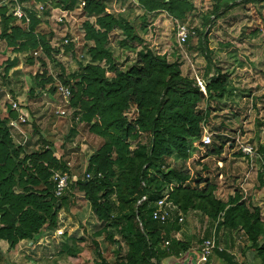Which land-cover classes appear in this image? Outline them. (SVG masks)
Instances as JSON below:
<instances>
[{
  "label": "trees",
  "instance_id": "16d2710c",
  "mask_svg": "<svg viewBox=\"0 0 264 264\" xmlns=\"http://www.w3.org/2000/svg\"><path fill=\"white\" fill-rule=\"evenodd\" d=\"M84 1V13L97 16L95 25L88 22L84 24L85 39L93 43L88 53L93 60L107 63L108 72L113 76L107 78L106 72L98 66H86L83 69L79 66L81 73L73 86L61 83L69 90L67 100L57 96L62 99L60 108L65 110L64 118L69 109L73 110L68 112L73 120L86 125L91 134L108 140V145L97 150L87 162L86 174L90 175V179L73 177L69 186L71 189L79 188L96 219L105 222L106 227H114L125 241L124 256L112 264H163L169 258L172 264H193L197 259L198 249L196 253H188L182 263L176 262L179 255L190 248L188 244L177 240L174 243V248L178 249L176 256H169L168 251L160 247L164 241L169 244L167 241L173 239L171 230L179 229L167 225L169 213L164 224L152 220L155 204L165 190H168L167 202L175 207V211L183 215L190 211L199 212L215 223L216 228L242 232L249 245L246 250L254 252L259 264H264V222L259 208L248 206L241 200L223 203L213 196L212 186L190 189L183 186L188 180L186 175L174 169L161 170L163 161L172 152L184 158L186 141L200 138L199 125L204 118L201 120L195 114L202 98L195 81L182 75L177 59L168 62L165 56L155 55L145 45L142 46L134 25L114 18L103 0ZM210 1L211 12L202 16L201 30L194 29L199 37L201 51L205 54L206 71L211 65L212 54L206 47V28L212 27L218 19L238 6L264 2ZM74 2L58 0L56 6L67 8ZM135 2L147 13L164 11L178 19L191 9L185 0ZM14 21V18L6 15V9L0 7V38L5 42L3 55L8 54L10 49L16 53L28 48L36 50L39 45L47 50V40L34 35L36 20L32 18L27 31L14 26ZM114 28L124 35L119 41L122 52L131 53L135 58L126 67L117 65V59L106 46L107 35ZM138 46L141 48L138 49ZM15 63L16 60H12L8 64L4 76ZM52 79L50 77L48 81ZM206 82V98L222 99L226 89L225 76L216 70ZM42 88L43 84L38 83L36 91L41 93ZM130 101L137 109V118L126 123L122 115L129 108ZM20 108V104L17 110L7 107L8 118L0 116V248L6 245L5 251L11 250L20 241L40 239L46 229H55L57 214L69 200L68 195L54 197L52 181L54 172H68L64 156L55 154L52 144L48 142H42V146L30 154L26 153L24 145L13 143L7 120L17 122L14 127L17 131L20 125L26 124ZM19 118H23L24 123L18 122ZM135 127L148 136V142L129 151L127 142L138 133ZM74 134L72 128L66 139ZM114 149L116 157L110 160ZM221 154L222 148L212 150V155ZM115 170L118 176L111 183L109 179ZM261 185L264 187V182ZM111 194L117 198L116 206L106 201ZM142 198L145 200L140 202ZM82 243L81 239L65 240L59 249L51 250L50 257L44 258L42 264H56L64 257L76 256L81 251ZM213 253L227 264H236L226 252L216 247ZM97 255L100 258L98 252ZM100 264L111 263L101 259Z\"/></svg>",
  "mask_w": 264,
  "mask_h": 264
},
{
  "label": "rangeland",
  "instance_id": "374dc122",
  "mask_svg": "<svg viewBox=\"0 0 264 264\" xmlns=\"http://www.w3.org/2000/svg\"><path fill=\"white\" fill-rule=\"evenodd\" d=\"M75 0L67 8L57 7L58 0H21L26 19L15 22L14 26L27 31L32 18L37 21L34 28V35L44 37L47 50L39 45V48L27 49L23 52L10 51L8 54H0V116L7 119V106L12 104H29L31 102L35 108H46V110H56L60 108L62 99L57 96L51 78H60L61 83L73 86L81 71L86 66H98L105 71V76L111 78L112 73L108 72V64L104 61L93 60L88 50L93 46L92 42L85 39V22L95 25L97 16L84 13L81 2ZM20 2V1H19ZM108 12L116 19L125 20L132 23L142 40V46H146L155 55L165 56L168 62L177 59L180 63V70L183 76L193 79L207 81L213 77L216 70L225 76V93L222 99H207L201 93V102L195 109V114L201 118L200 138L198 140L186 141V157H180L175 152L163 161L161 170L174 169L188 177L183 186L187 188H205L206 185L214 188L213 196L223 203L230 200H241L246 205L261 209L262 222H264V189L261 184L264 182V41L260 48L261 54L254 50L241 51L236 44L240 40L238 35H243L244 30H254L259 27L264 29V2L263 4H250L239 6L234 9L230 19L221 22L215 28H206L207 48H213L210 56L211 65L206 71L205 54L201 51L199 37L196 30H201V18L206 13H210L212 2L210 0H185L191 9L186 11L181 19L175 18L164 11H154L147 13L135 2V0H103ZM42 7V9H40ZM250 11L252 13H250ZM6 15H8L6 13ZM10 16V15H9ZM61 16L63 23L57 21ZM242 22L246 27L235 26L230 31L229 24L234 25ZM216 23V22H215ZM229 23V24H228ZM186 25L195 35L189 39L188 43L179 45L177 43V26ZM228 24V28L224 26ZM239 24V23H238ZM249 26V28H247ZM259 30V29H258ZM124 38L120 30L114 28L107 35V48L117 59V65L128 66L135 58L131 53L122 52L119 41ZM65 39L68 43L65 44ZM233 46L236 52L226 57L223 55L224 45ZM5 46V42L0 38V47ZM140 46V45H139ZM138 46V49L141 47ZM238 49V50H237ZM240 54L254 58L253 64L245 63L237 57ZM126 55V56H125ZM12 60H16L15 65L4 76V69ZM241 61V64H240ZM260 63H258V62ZM256 62V63H255ZM38 83L43 84L40 91H36ZM13 93L14 98L9 96L8 91ZM33 92V96L30 93ZM257 93L256 100L247 102L242 106L234 99L246 97L247 93ZM38 95V96H37ZM8 96V97H7ZM248 101L250 96L247 97ZM259 102V103H258ZM230 106V108H229ZM63 107V105H62ZM226 107V108H225ZM236 112H233L235 111ZM5 110V111H4ZM239 110V111H238ZM73 111V110H72ZM67 111V117L58 119L56 134L52 141V151L55 154L65 156L67 152L73 153V174L65 172L69 176V182L73 175L79 180L86 178L87 161L81 159L77 154H82V145L90 150L88 155L93 156L100 150L108 140L97 137L88 131V127L73 120ZM55 116V115H54ZM126 123H130L137 118V109L132 101L129 108L122 115ZM73 120V121H72ZM20 122V121H18ZM17 122L7 120L12 141L15 142L14 128ZM73 128L74 135H70ZM136 133L128 140L129 151L138 146H144L148 142V136L134 128ZM134 134V132H133ZM35 135V134H34ZM37 135V134H36ZM210 136L211 143L208 146L202 145V137ZM38 136H40L38 134ZM244 137L239 143L236 138ZM259 140H256L257 138ZM16 144V142H15ZM18 144V143H17ZM250 146L253 149L252 155L246 157L240 151V147ZM222 148L220 156L212 155V150ZM27 154L32 153L27 148ZM116 149L110 154V160L116 157ZM85 156V155H84ZM81 162V163H80ZM151 174H154L151 171ZM118 172L110 177V182L116 181ZM68 195L69 200L61 212L69 219V225L62 232L60 238H79L82 240L81 251L74 257H64L56 264H100L101 259L107 263H113L121 259L126 252V243L122 240L120 233L112 226L106 227L105 222H100L92 213L89 203L85 199L84 193L77 187H68L64 196ZM107 202L116 206L117 198L111 194ZM169 220L167 225L179 228V236H175L176 230L172 231V240L164 241L160 247L168 251L169 256H176L178 249L174 248L175 238L183 240L182 244H188L190 248H199L206 239H213L215 247H219L232 258L236 264H259L255 258V253L246 250L249 246L244 234L240 231H227L223 228H216L212 223L199 212L190 211L186 215L175 210H167ZM181 221L179 222V220ZM72 230V231H71ZM261 242V240L259 241ZM60 242L56 246H60ZM53 245L51 250L53 249ZM43 251V257H50L51 252L48 247ZM194 250V249H193ZM100 255V258L97 255ZM183 254V255H182ZM181 253L178 262L182 263ZM42 255H38L37 263H43ZM17 264H20L18 262ZM163 264H172L165 261ZM208 264H227L218 261L215 253H212Z\"/></svg>",
  "mask_w": 264,
  "mask_h": 264
},
{
  "label": "crops",
  "instance_id": "0c3cea01",
  "mask_svg": "<svg viewBox=\"0 0 264 264\" xmlns=\"http://www.w3.org/2000/svg\"><path fill=\"white\" fill-rule=\"evenodd\" d=\"M261 4H263V3H261ZM238 7H236V8H238ZM236 8H234V9H236ZM234 9L229 11L222 18L218 19L216 21V23L212 27H210V29L215 28V27L221 25L219 23L225 22L228 19H230V16L232 15V12ZM250 13H252V12L250 11ZM228 24H225L224 26H226V28H228V26H227ZM235 26H240L242 28L246 27L242 22H237L234 25L229 24V28L231 29L230 31H233L235 29ZM247 28H249V26ZM208 33H209V31L207 32V34ZM238 36H239L240 40L236 41L237 42L236 44L238 45V48L241 49V51H245V50H247V51L251 50L252 51L255 49L253 54H256L257 51H259L258 52L259 54L257 55V57L261 54V52H260L261 50L258 47H262V42L264 41V29H263V27H260V28L258 27L257 29L255 27L254 30H249V31L244 30V34L243 35L240 34ZM222 48H223V52H224L223 55H226V57L233 55V54H235L233 52H236V50H234L235 48L233 46H228L227 44L222 46ZM208 49L211 52H213L212 51L213 48H208ZM231 49L233 50V52ZM4 50H5V46L3 45L2 48L0 47V54H2V52ZM243 53L246 55L245 52H243ZM237 55H238L237 57H239L245 63H248V61L250 62L254 59V58L250 59L249 56L242 55L238 51H237ZM250 63H251V65L253 64L252 62H250ZM258 63H260V62H258ZM240 64H241V61H240ZM262 72L264 74V69L262 70ZM8 94L12 98H14V95L11 92V90L8 91ZM247 94L248 95L246 97L243 96L241 99H236V97H235L234 100L236 102H238L237 106H238V104L241 105V107L245 106L244 104H246L247 102L253 103L254 100L257 102V100L255 98L258 95L257 93L250 94L248 92ZM249 96H250V100L248 101L247 97H249ZM20 106H22V108H20L21 114L26 119L27 123L20 125L18 128V132L17 133L15 132L14 140H15L16 144L18 143L17 145H22V146L24 145V148L26 150H27V148L30 149V151L32 153L37 151L42 146V142H48V143L52 144V142H50V141H52L54 135L56 134L55 132L58 129L57 128L58 122H59L58 119L64 118V117L62 118V117L54 116L55 111L58 110V108L56 110H54V114H53V110H46V108H35L31 102H29L28 105L27 104H20ZM229 108H230V106H229ZM233 112H236V110ZM5 113H7V112L5 111ZM38 134L40 136H38ZM255 139L259 140L258 137ZM240 140H244V137L236 138V141L238 143ZM261 141L262 142L264 141V137L260 140V143H261ZM15 142H14V144H15ZM90 150H92V149H89V148L87 149L86 146L84 147L82 145V148L80 149L82 154H77V156L79 157V160L83 159V160L88 162V160L90 159V156H86V155H88ZM73 155H74L73 153L67 152V154L63 157V159L66 161L68 172L71 174H73V172H74L73 161H75V160H73ZM73 177L75 178L77 176L73 175ZM261 188L264 189V187H262V185H261ZM61 211L62 210H60L57 214L56 228L53 230L46 229V231H44V233L42 234L40 239H38L36 241H33V240L32 241H30V240L20 241L11 250H8V251H5L6 245H2L0 248V264H17L18 262H20V264H38L37 262L40 260H36L37 256L42 255V257H43V251H46L47 247H48L50 252H51L52 245L55 249H59L64 244L66 238H60V236L57 235V231L62 232L67 227L69 229H71L69 222H68L69 219ZM260 212H261V209H260ZM261 215H262V213H261ZM176 232H178V231H176ZM179 233H180V231L178 233H176L175 236L176 237L179 236V235H177ZM62 235H63V232H62ZM75 239H79V238H75ZM174 239H176L177 241H180V242H184L183 240H178V238H175V237H174ZM60 241H61V243H59L60 246L57 247L56 243H58ZM216 248L218 250H221L219 247H216ZM193 249L189 248L188 251L186 252V254L184 256H182V262L184 261V259H186V256H188V253H190L192 251L195 253L197 252V248H193ZM224 251L227 252V250H224ZM180 256L181 255H179V257ZM45 258H47V257H45ZM43 259H44V257H43ZM217 259H218V261L224 262L221 259V257H217ZM166 261L169 262L170 258ZM176 262H178V260Z\"/></svg>",
  "mask_w": 264,
  "mask_h": 264
},
{
  "label": "built area",
  "instance_id": "2783aa9c",
  "mask_svg": "<svg viewBox=\"0 0 264 264\" xmlns=\"http://www.w3.org/2000/svg\"><path fill=\"white\" fill-rule=\"evenodd\" d=\"M20 1V2H19ZM85 1L81 2V6L84 7ZM0 7L6 9V13L10 15L12 18L15 19V22H21L26 19V15L24 11H22L23 4L21 3V0H0ZM22 8V9H21ZM42 9V7H40ZM57 21L59 23H63L64 20H62V17L59 16ZM195 35L193 31H191L186 25H178L177 26V43L179 45H183L186 43V41L189 38H192ZM65 44L68 43V40L65 39ZM54 83L53 87L55 90V93L60 95L64 100H67L69 97V90L67 87L63 86L61 82L57 78H53ZM196 85L199 88L200 91L205 95V89L207 82H204L203 80H197L196 79ZM11 108L13 110H17V105L12 104ZM65 114V110L62 108H58V110L55 111V115L58 117H63ZM20 122L24 123L23 118H19ZM202 145L208 146L211 143L210 136L205 135L202 137L201 141ZM240 151L243 155L246 157H250L252 155L253 149L250 146L240 147ZM98 178H100V175H97ZM86 180L90 179V175H86ZM52 181L54 183V197L55 198H61L64 196L65 192L68 190L69 187V176L66 173L62 172H54L52 175ZM168 198V190H165L162 194V197L156 202L155 204V210L153 211L151 217L152 220L158 221L161 224H164L165 221H167V210H175V207L167 202ZM145 198H142L140 202L144 201ZM139 202V203H140ZM57 235L61 236L62 232L57 231ZM215 244L213 239L205 240L201 243V245L198 248V257L193 262V264H208V261L214 252ZM187 263V262H186Z\"/></svg>",
  "mask_w": 264,
  "mask_h": 264
}]
</instances>
